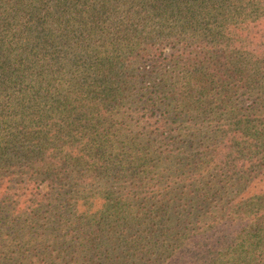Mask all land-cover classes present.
I'll return each instance as SVG.
<instances>
[{
	"label": "trees",
	"instance_id": "16d2710c",
	"mask_svg": "<svg viewBox=\"0 0 264 264\" xmlns=\"http://www.w3.org/2000/svg\"><path fill=\"white\" fill-rule=\"evenodd\" d=\"M0 264H264V0H0Z\"/></svg>",
	"mask_w": 264,
	"mask_h": 264
}]
</instances>
